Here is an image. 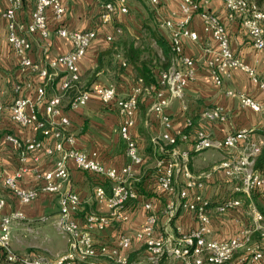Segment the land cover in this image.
<instances>
[{
  "label": "crops",
  "instance_id": "obj_1",
  "mask_svg": "<svg viewBox=\"0 0 264 264\" xmlns=\"http://www.w3.org/2000/svg\"><path fill=\"white\" fill-rule=\"evenodd\" d=\"M61 1L65 7V13L61 18L56 19L51 10L47 11L50 30L48 38L42 40L38 34L24 33L28 35L32 44L30 54L32 60L42 66L72 48L67 38L59 37L55 33V29L59 26L70 31L92 30L96 33V38L78 61L79 79L74 88L64 94L60 92V83L66 77L65 70L61 66L56 70H50L51 73L54 71L56 74L50 81L20 67L18 57L7 42V23L1 16L8 7V0H0V105L9 106L18 96L33 100L37 89L44 87L46 100L38 104L37 114L45 121L46 126H56L62 130L65 137L71 138V142H66L67 148L95 152L103 166L119 171L129 165L130 161L125 155V143L119 135L121 120L115 106L102 104L94 93L90 94L88 101L82 106L70 108V102L76 94L84 90L92 91L113 85L119 97H126L133 89L146 85L139 81L137 71L132 65L134 59L154 65L156 83L161 71L157 64L165 66L166 60L156 44L154 35L168 39V31L160 25L166 20L180 21L183 18L180 12L182 0H161L157 7L150 6L146 0H127L128 13L116 12L108 23L101 21V2ZM198 1L202 8L218 16L225 24L230 48L234 54L264 79V50L255 51L240 23L227 20L221 0ZM250 1L264 10V0ZM34 4L35 0H22L17 19L24 27H27L31 20ZM117 29L120 33L116 32ZM188 29L198 36L196 41L184 39L182 43L184 54L194 60L195 76L185 86L183 97L175 100L166 113L172 135L184 131L187 121H191L188 141H179L174 148L180 153L188 152L189 170L192 174H198L224 158L237 156L250 143L264 148V92L251 81L248 74L237 68L230 69L226 75H223L221 86H217L208 67L216 45L211 35L204 31L201 17L197 12L192 14ZM107 36H111L113 40L107 41ZM170 64L171 59L169 66ZM17 87L19 89H16ZM227 91L240 92L251 97L262 105V110L255 112L241 106L239 99L227 95ZM56 95H60L61 109L59 113L47 117L46 101ZM153 101V94L141 92L134 115L133 136L142 162L132 166L130 181L138 192V197L128 202L125 207L124 213L128 218L126 221H114L102 230L96 228L90 230L94 244L106 246L109 253L122 234H133L141 228L146 219L144 209L146 203L151 205L158 217L157 231L168 239L177 233V228L181 232L189 233L198 226L189 211L181 209L171 220L165 214L169 200L174 197L167 194L158 184L157 162L166 158L164 152L171 146L159 140L165 129L160 115L151 109ZM212 109H220L225 115V121H208L203 113ZM62 118H66L68 123L61 124ZM197 130L205 131L213 140H221L229 134L245 130L247 138L241 141L236 149L210 148L195 152L193 143ZM7 136H13L21 141L43 139L45 145L49 144V140L33 126L23 128L17 125L12 121L7 110L0 112V198L5 200L2 214L20 213L23 219L15 222L13 228L24 236L32 237L30 238L32 242L28 244L33 249L30 251L31 254L45 255L51 258L49 259L51 262L57 255L67 250L66 237L61 234L60 241L51 231V227L57 230L59 213L57 196L40 193L32 202L22 204L5 190L3 179L14 175L22 165L19 161V151L6 139ZM23 166L27 171L18 180L17 185L23 189L35 188L38 183L34 173L37 171L44 174L51 171L54 167V158L46 157L41 150H38L28 155ZM68 168L70 172L68 187L80 198L74 220L80 228L88 229L86 220L88 216H107L109 213L105 203L97 202L95 199V187L104 180L93 173L77 170L73 162H68ZM176 180L182 183V177L178 173ZM201 192L209 200L208 213L211 216L209 238L218 241L229 240L240 229L250 224L247 207H239L224 214L216 212L217 202L235 193L234 183L221 171L213 174ZM255 239L258 240V236H255ZM58 243L62 244V248L55 251L53 246ZM110 255L98 254L87 262L79 264H116L115 259ZM120 255L127 259V264H148L149 261V254L140 241H134L128 250L120 251ZM160 264H181V262L173 258H163Z\"/></svg>",
  "mask_w": 264,
  "mask_h": 264
},
{
  "label": "built area",
  "instance_id": "obj_2",
  "mask_svg": "<svg viewBox=\"0 0 264 264\" xmlns=\"http://www.w3.org/2000/svg\"><path fill=\"white\" fill-rule=\"evenodd\" d=\"M101 2V21L108 23L116 12L127 14L129 9L127 0H96ZM152 7L160 5L161 0H146ZM226 10L229 22H238L250 38L253 49L257 52L264 50V10L250 0H221ZM22 0H8V7L1 13L7 23V42L18 57L20 67L35 73L46 81H50L55 74L50 70L63 67L65 79L60 83L59 90L62 94L74 88L79 79L78 61L84 56L86 50L96 38V33L88 31H70L59 26L55 33L71 42V50L42 66L31 58L32 44L27 34H38L44 40L50 36L47 22V11L51 10L53 16L59 19L65 13L61 0H35L31 20L27 27L18 22L17 12ZM180 12L183 18L180 21L166 20L161 27L168 31V40L171 51V64L169 68L159 72L158 80L154 84L143 85L133 89L126 97H119L113 85L96 88L92 91L84 90L76 94L70 102V108L84 105L91 93H94L104 105L113 104L120 117L119 135L125 143V155L130 164L121 170L107 168L98 160L95 152H85L74 148H67L66 142H71L70 137H65L61 129L56 126H46L44 120L37 114V106L44 100L45 88L39 87L35 98L29 99L18 96L9 106L0 105V112L7 110L10 117L17 125L25 128L29 126L39 130L44 138L49 140L45 145L44 140L32 139L21 141L13 136L6 139L19 151L21 167L14 175L3 179V187L17 201L28 204L35 200L40 193L57 196L59 213L56 222L57 230L67 239V250L57 255L51 262L43 255L22 257V264H79L85 263L98 254L107 255L115 259L116 264H127V259L120 255V251L130 248L134 241L143 243L149 254L148 264H160L163 258H173L181 264H264V216L250 202L247 206L250 215V224L240 229L235 236L226 241L209 238L211 234V216L208 213L209 200L202 195V189L213 174L221 171L226 178L234 183V191L249 197L252 190L264 185V176L254 170L256 157L260 153V146L250 143L243 152L234 157H227L212 165L208 170L192 174L189 170L188 152H178L175 146L179 141L187 142L189 133L182 131L172 135L170 121L166 110L175 100L183 97V91L188 82L195 76L194 60L183 52V40L196 41L197 34L188 29L192 14L197 12L202 20L203 29L209 33L215 42L216 48L208 67L213 74L217 86L222 84V76L230 69H240L248 74L252 82L257 84L264 92V79L256 71L247 66L237 57L230 48L229 38L225 24L218 16L202 8L198 0H182ZM25 29V30H24ZM26 32V33H24ZM120 33V30H116ZM112 41L111 36L106 37ZM139 81L143 83L141 79ZM16 89H19L18 87ZM153 94L154 101L151 109L160 115L165 132L159 140L171 146L164 152L166 158L157 162L159 186L173 196L166 206V216L173 219L179 210L192 213L197 221V228L189 233H177L171 239L157 231L158 217L153 212L149 203L144 204L146 219L139 230L133 234H122L116 245L108 252L106 246H96L93 241L91 229L102 230L114 221H126L125 207L128 202L136 200L138 192L131 183L132 166L139 165L142 158L137 142L133 136L135 125V111L138 106L140 93ZM227 95L237 97L241 106L255 112L262 110V105L240 92L227 91ZM60 95L51 97L46 101L45 112L47 117L59 113L61 107ZM203 116L211 122L225 121V115L220 109L205 111ZM61 124L68 123L66 118L61 119ZM192 127L190 120L185 129ZM193 150L199 152L206 149H236L241 141L247 138V132L241 130L225 136L221 140H213L203 130L194 134ZM41 150L46 157L54 158V167L47 173L35 172L34 178L38 186L31 189L20 188L18 180L27 169L23 163L28 155ZM68 162H73L79 171L90 172L104 181L95 187V199L105 203L108 209L107 216L90 215L87 217V228L82 229L74 220L80 198L70 190ZM176 173L182 177V183L176 180ZM5 200L0 198V249L6 252L7 260L13 262L16 256L10 250L12 228L15 222L23 219L20 213L12 212L2 214ZM239 199L224 197L216 205V212L224 214L227 211L239 208ZM258 236V240L255 239ZM238 257V258H237Z\"/></svg>",
  "mask_w": 264,
  "mask_h": 264
},
{
  "label": "trees",
  "instance_id": "obj_3",
  "mask_svg": "<svg viewBox=\"0 0 264 264\" xmlns=\"http://www.w3.org/2000/svg\"><path fill=\"white\" fill-rule=\"evenodd\" d=\"M154 39L156 41L157 46L162 51L164 59L166 60L165 66H163L160 70H165L169 66V61L171 59L169 40L158 35H154ZM132 65L136 69L138 77L143 81L144 84L149 85L155 83L156 76H154L153 73L154 65H151L146 61H140L137 59L132 60ZM189 129H185V132L189 133ZM254 170L264 176V148L260 147V153L256 157L254 163ZM229 197L239 199L241 201L240 207L243 208H246L251 202L252 204H254L256 209L262 214V216H264V185L252 190L249 197L245 196L240 192L232 193V195ZM15 256L16 260L10 262L7 260L6 252L3 249H0V264H22L20 261L22 257L18 255Z\"/></svg>",
  "mask_w": 264,
  "mask_h": 264
},
{
  "label": "rangeland",
  "instance_id": "obj_4",
  "mask_svg": "<svg viewBox=\"0 0 264 264\" xmlns=\"http://www.w3.org/2000/svg\"><path fill=\"white\" fill-rule=\"evenodd\" d=\"M158 67H160V69H162L163 65H159L157 64ZM51 231L52 233L55 234V237L58 238V240L61 241V234L59 231V233L57 232V230L55 231L54 227L52 228L51 227ZM30 238H32L31 236H24L22 234L19 233V231H16L14 228L12 229V239H11V242H10V250L11 252L14 254V255H18V256H21V257H29V256H32V255H40V254H37V253H34V254H31V250L33 251V249L31 247H29L28 244H30ZM35 239H33L34 241ZM55 251H58L59 249L62 248V244H57L56 246L54 245L53 246ZM45 256V255H43ZM47 257V256H46ZM48 259H51L50 257H47Z\"/></svg>",
  "mask_w": 264,
  "mask_h": 264
}]
</instances>
